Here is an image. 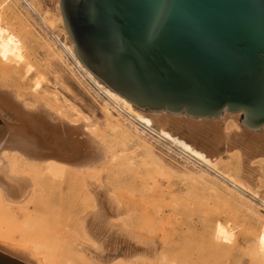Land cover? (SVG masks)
<instances>
[{
	"label": "bare ground",
	"instance_id": "bare-ground-1",
	"mask_svg": "<svg viewBox=\"0 0 264 264\" xmlns=\"http://www.w3.org/2000/svg\"><path fill=\"white\" fill-rule=\"evenodd\" d=\"M41 6L0 0V264H264V194L254 189L246 163L264 160V125L240 129L224 114L241 112L223 110L207 117L223 120L206 122L135 106L79 60L71 38L59 33L61 14L48 18ZM22 10L45 28L50 64L100 119L73 106L70 115L55 91L44 93L45 76L27 47L35 35ZM20 115L45 124L60 141L12 122ZM96 122L132 139L159 167L225 191V215H215L207 233L183 235L162 207L104 172L110 158ZM67 145L79 147L75 157L59 154L58 146ZM226 154L235 163L221 168Z\"/></svg>",
	"mask_w": 264,
	"mask_h": 264
},
{
	"label": "water",
	"instance_id": "water-1",
	"mask_svg": "<svg viewBox=\"0 0 264 264\" xmlns=\"http://www.w3.org/2000/svg\"><path fill=\"white\" fill-rule=\"evenodd\" d=\"M59 2L76 56L135 106L202 118L241 112L246 128L264 125V0ZM12 122L60 141L25 115ZM77 149L58 146L69 157Z\"/></svg>",
	"mask_w": 264,
	"mask_h": 264
},
{
	"label": "rangeland",
	"instance_id": "rangeland-1",
	"mask_svg": "<svg viewBox=\"0 0 264 264\" xmlns=\"http://www.w3.org/2000/svg\"><path fill=\"white\" fill-rule=\"evenodd\" d=\"M42 5L43 10H48V18L57 19L61 14L59 0H36ZM25 11H19V14L30 23L29 28L33 31L35 37L28 41L29 56L35 62L36 67L44 74L42 82L45 92L55 91L58 97V103L63 106V110L70 115L75 111L72 106L87 114L91 120L100 119V114L91 112L87 108L88 99L82 100L76 95V88L65 82L62 73L54 65L50 64L49 55L44 47V42L48 39L45 28L33 17L26 18ZM28 16V15H27ZM63 17V16H62ZM64 22V20H63ZM65 26V23H64ZM62 24L58 27L61 29ZM63 32L59 30L62 36H67L66 26ZM70 38V37H69ZM45 39V40H44ZM23 92L31 91L29 83L22 84ZM147 110V109H146ZM230 120L235 121L240 129H245L241 123V114L224 113ZM180 115H184L180 113ZM221 118L197 119V121H219ZM97 131L102 137V144L108 152L109 168L104 172L111 173L117 177L119 186H128L144 195V200L150 204L162 207L164 217L169 221L179 224L183 235H201L207 233L211 228L214 216H224L223 207L225 205V191L222 193L209 184L205 185L198 180H187L171 170L159 167L154 159L147 156L144 151L138 147L132 139L124 135L114 133L107 125L96 122ZM247 131V130H246ZM233 154H226L223 160H220V167L232 165L234 162ZM254 158V157H253ZM228 163V164H227ZM248 168L253 170L254 189L264 194V160L254 158L246 162ZM222 188V184L218 182ZM218 193V194H217ZM224 195V197H223ZM233 264V263H232Z\"/></svg>",
	"mask_w": 264,
	"mask_h": 264
}]
</instances>
